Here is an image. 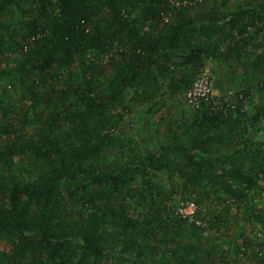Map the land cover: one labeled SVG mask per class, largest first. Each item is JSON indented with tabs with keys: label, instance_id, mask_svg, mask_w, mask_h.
<instances>
[{
	"label": "trees",
	"instance_id": "obj_1",
	"mask_svg": "<svg viewBox=\"0 0 264 264\" xmlns=\"http://www.w3.org/2000/svg\"><path fill=\"white\" fill-rule=\"evenodd\" d=\"M229 1L0 0V264H238L206 235L233 210L263 237L251 86L169 121L157 146L121 130L133 99L165 105L208 59L264 74V0ZM177 193L200 224L176 213ZM242 235L235 258L264 264Z\"/></svg>",
	"mask_w": 264,
	"mask_h": 264
},
{
	"label": "rangeland",
	"instance_id": "obj_2",
	"mask_svg": "<svg viewBox=\"0 0 264 264\" xmlns=\"http://www.w3.org/2000/svg\"><path fill=\"white\" fill-rule=\"evenodd\" d=\"M215 1L220 2L221 0ZM243 1L244 0H230L229 7L235 8L237 4ZM205 69L209 70L212 75L216 94L228 98V95L232 92L230 98L234 100V94L236 96L238 93L251 86L249 97L245 101L246 110L252 111L256 105L264 102V86H260L261 83L264 82V74L259 75L243 68H231L227 64L212 59L206 61ZM166 88L167 85L164 84L163 90H166ZM133 95V90L127 92L126 100H132ZM160 98L161 95H157L154 101L140 104L136 103L134 99L131 101L133 105L132 112L127 115L121 130L123 134L138 147L146 148L159 145V143L165 139L164 127L169 121L186 119L196 110L187 102L185 91L174 95L172 94L171 96L165 95L163 98L165 105L161 104V101H159ZM158 180L163 183L165 189L171 190L169 187L170 182L167 181L164 176H159ZM182 201L186 200L183 199L182 195L179 193L172 197V203L176 207V213H178L177 210ZM258 204L259 206H264V198H260ZM206 207L214 208L215 206L205 203L204 208ZM249 220V214L245 211L233 210L226 227L218 231L217 229H208L206 235L216 240L218 252H221L223 249H228L230 261H235L238 264H261V259L254 260L253 257L249 255V252L245 253L241 258H235L234 251L242 244V234L257 242L264 243V235L258 239L255 237L257 236L256 233L259 230V226L253 224Z\"/></svg>",
	"mask_w": 264,
	"mask_h": 264
},
{
	"label": "built area",
	"instance_id": "obj_3",
	"mask_svg": "<svg viewBox=\"0 0 264 264\" xmlns=\"http://www.w3.org/2000/svg\"><path fill=\"white\" fill-rule=\"evenodd\" d=\"M232 95V92L228 95V98L216 94L214 86H213V78L210 74L209 70L205 69L203 70L197 78L194 80V82L190 85V87L185 92V98L187 102L193 106L195 109L201 108L203 102L210 101V99L218 96H223L220 98V101H229V102H235L237 99V96L234 94V100H232L230 97ZM216 105L219 104L218 101H215ZM178 213L187 218L190 221H196L197 224H200L201 221L197 218V211L198 206L193 200H186L182 201L181 204L178 207Z\"/></svg>",
	"mask_w": 264,
	"mask_h": 264
}]
</instances>
